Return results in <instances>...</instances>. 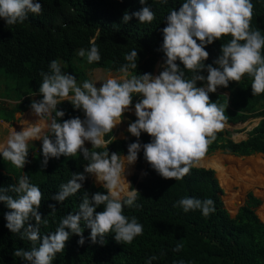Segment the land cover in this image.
Listing matches in <instances>:
<instances>
[{
    "label": "clouds",
    "instance_id": "9594fccd",
    "mask_svg": "<svg viewBox=\"0 0 264 264\" xmlns=\"http://www.w3.org/2000/svg\"><path fill=\"white\" fill-rule=\"evenodd\" d=\"M139 2L144 6L130 14L125 11L123 23L132 17L141 23H151L155 19V12L146 0ZM167 2L161 0V3ZM253 8L251 0H184L178 10L172 9L165 18L161 45L165 59H162V70L156 75L145 72L128 77L129 69L137 68V49L124 57L128 63L121 65L119 71L125 76L108 78L99 87L89 80L78 85L76 77L62 72L56 60L49 62L50 71L40 73L42 83L38 91L42 99L33 100L30 107L38 117L51 116L55 112L50 124L55 140L48 135L41 137L43 128L38 123L27 124L19 132L12 130L6 144L0 145V155L23 169L29 162L26 158L30 140L42 141V167L47 166L49 157L82 154L89 161L84 172L72 173V178L61 184L60 191L51 198L61 203L76 194L82 188L80 181L85 180L84 173L102 181L107 192L97 191L89 197L85 191L79 210L68 212L54 232L41 235L40 226L48 221L38 211L43 198L40 187L30 183L26 173L19 177L18 184L0 186V202L9 209L4 213L5 226L11 233H18L21 239L33 243L30 250L16 249L14 256L28 264H53L56 254L64 251L71 234L79 236V245L84 244L82 220L91 230L89 238L93 243L100 237L99 242L103 244L104 236L110 232L119 243H131L143 234V225L137 217L124 215L125 205L132 207L140 195L128 182L131 190L127 191L125 199L121 198L120 181L126 165L134 164L142 149L144 159L162 178L182 179L205 157L227 121V105L211 101L209 93L216 92L218 86L228 87L230 81L239 83L245 74L252 77V95L264 93V35L260 29L251 28ZM42 10V4L34 0H0V18L7 25L23 23L29 13L39 15ZM225 35H230L231 40L221 44L220 55L212 64H205L209 57L205 46ZM78 55H86L89 64L101 60L95 41L88 50L81 48ZM177 60L183 64V69L193 73L191 78H185ZM202 71H206L207 76L201 74ZM198 81L203 84L197 86ZM70 93L73 108L82 110L84 118L75 116L58 122L57 118L63 117L65 112L57 110V105L68 100ZM133 93L142 98L134 104L136 119L128 124L127 130L137 140L127 145V154L122 160L117 152L109 153L107 145L112 141H105L104 136L122 122L125 112L131 110ZM141 132L151 137L150 142H140ZM86 141L92 148L104 151H90L85 147ZM100 205L104 206L103 210L96 211ZM173 206L181 207L184 212L198 209L205 217L215 211L210 198L184 197ZM48 207L55 212V205ZM37 242L38 247L35 246ZM182 248V244H177L173 251ZM156 259L151 256L147 264ZM177 264H184V261Z\"/></svg>",
    "mask_w": 264,
    "mask_h": 264
},
{
    "label": "trees",
    "instance_id": "16d2710c",
    "mask_svg": "<svg viewBox=\"0 0 264 264\" xmlns=\"http://www.w3.org/2000/svg\"><path fill=\"white\" fill-rule=\"evenodd\" d=\"M34 2L42 4V13H29L23 23L7 25L0 18V70L15 81L14 95L11 97L15 103L12 108L3 111V118L0 117L5 121L14 120L16 112L25 110L27 96L36 94L38 101L42 99L38 91L42 83L40 73L50 71V61L70 65L76 58V50H88L92 41L99 48L101 60L88 63L89 67H104L120 72L121 65L128 63L125 55L137 49V68L129 69L130 76L145 72L153 74L157 61L165 59L161 49L165 18L172 9L178 10L184 0H168L166 4L161 0H146V4L155 12V19L151 23H141L132 17L126 24L122 22L124 12L130 14L142 8L144 5L139 0ZM251 3L254 5L251 28L260 29L261 35H264V0H251ZM231 38L225 35L206 45L209 57L204 63L212 64L220 55L221 44ZM177 63L185 72V78H191L193 73L183 69L179 60ZM81 74L85 79V73ZM201 74L207 76L206 71ZM251 83L252 77L245 74L239 83L230 81L228 87L218 86L216 92L209 93L211 101L227 105L225 115L229 126L216 134V140L209 146L206 155L215 151L238 156L264 154V93L252 95ZM202 84L197 82V86ZM141 98L140 94L133 93L132 104ZM57 110L65 112L63 117L57 118L58 122L75 116L82 119L84 114L82 110L73 108L71 97L58 104ZM52 116H55L54 111L51 116L48 115L49 129L44 135L54 141L55 136L50 129ZM258 117L261 119L248 132L247 138L240 141L232 138L233 132L240 131L238 127ZM135 119V115L130 117L131 122ZM113 137L114 130L104 136L105 141H112L107 145V150L109 153L117 152L120 157L127 154V145L137 140L135 136L122 139ZM139 140L147 143L151 137L141 132ZM85 147L90 151H104L103 148ZM41 149L42 142L28 146L26 159L29 162L23 169L15 167L0 155V186L18 184L19 177L26 173L30 183L40 187L43 198L38 211L48 221L40 226L41 235H44L54 232L68 212L79 210L85 191L91 197L97 191L106 193L107 189L103 185H95L92 174L84 173L85 180L80 181L82 188L63 202H56L51 197L60 191V185L67 183L72 173H83L89 161L79 153L76 156L61 155L59 158L49 157L47 166L42 167L44 157ZM136 169L143 170V177L138 179V175L134 174L130 177V184L140 195L132 207L125 205L124 215L137 217L143 225V234L136 236L131 243H119L114 239V233L110 232L104 236L103 244L99 242L100 237L93 243L89 238L91 230L82 220L84 244L79 245V236L71 234L64 251L56 254L53 264H147L151 256L157 257L151 264H177L178 261H184V264H264V222L256 213L261 201L252 192L246 194L243 205L232 216L224 206V190L212 168L193 165L189 174L182 179H165L144 159L141 149ZM127 191L123 185L121 192ZM184 197L210 198L214 201L215 211L205 217L198 209L184 212L181 207L173 206ZM49 204L55 205V212L48 207ZM103 207L98 206L96 211H102ZM7 211L6 205L0 202V264H28L14 256V251L18 248L30 250L33 243L21 239L18 233H11L5 226L4 213ZM177 244H182L183 248L173 251ZM38 245L39 242L35 246Z\"/></svg>",
    "mask_w": 264,
    "mask_h": 264
},
{
    "label": "rangeland",
    "instance_id": "374dc122",
    "mask_svg": "<svg viewBox=\"0 0 264 264\" xmlns=\"http://www.w3.org/2000/svg\"><path fill=\"white\" fill-rule=\"evenodd\" d=\"M80 49L76 50V58L73 60L72 64L65 65L61 61H59L60 66L63 69V72H67L76 77L77 84L81 85L82 82L88 78L89 81L95 83V86L99 87L102 82L108 79V75L110 73H117L115 71H110L106 68H91L88 66L87 56L81 57L78 55ZM164 60L159 59L156 64V70L158 72L162 70ZM82 72H85L87 77L82 76ZM15 85V81L12 77L4 73L0 70V117L3 118V111L10 109L13 107L15 102L10 100L13 97V87ZM33 96V95H32ZM31 95L27 96V106L24 111L17 112L16 118L12 120L10 123H6L1 121L0 119V145L6 144V141L14 129L19 132L25 127L27 124H35L38 123L43 128L41 133V137L47 132V125L49 124L48 115L39 117L34 115L30 107L31 100H33ZM31 111V112H28ZM28 112V113H27ZM26 113V114H25ZM25 114V115H24ZM36 117V118H34ZM34 118V119H33ZM32 119L34 120L33 122ZM258 120V118H256ZM256 119L251 120L246 129L240 132H233V136L235 139H241L247 135L249 129L257 122ZM36 120V121H35ZM41 120L45 124V128L41 122ZM29 123H26V122ZM7 124H9V128H7ZM35 142L41 143V140H30L28 141V146L30 144H35ZM89 143L87 146H90ZM125 157H121L123 160ZM205 160L209 159L215 161L224 171V176L219 178L218 180L220 185H227L230 189V196H226L225 193L222 195V199L224 201L225 208L229 211V213L233 216L235 215L237 208L243 203L246 194L250 191L255 194L257 197H261L264 199V156L263 155H251V156H232L228 154H224L220 151L213 153V156H205ZM200 166H205L203 164V160L201 159L199 162L195 163ZM133 167V170H132ZM207 167V166H206ZM132 171V172H131ZM134 174L138 175V179L142 178L143 170L136 169V162L131 165H126L125 167V178L122 174L120 181V190L124 185L126 189L131 190L128 182H130V177ZM91 179L95 185H103V182H97L94 178V175H91ZM228 180V181H227ZM223 181V182H221ZM126 195V193L121 192V197ZM258 215L263 219L264 217V204L257 208Z\"/></svg>",
    "mask_w": 264,
    "mask_h": 264
},
{
    "label": "crops",
    "instance_id": "0c3cea01",
    "mask_svg": "<svg viewBox=\"0 0 264 264\" xmlns=\"http://www.w3.org/2000/svg\"><path fill=\"white\" fill-rule=\"evenodd\" d=\"M94 68H98V67H94ZM100 68H104V67H100ZM107 69V68H106ZM159 69V68H158ZM158 69L156 70V67H155V69H154V72H153V75H156V74H158L159 72H158ZM110 70V69H109ZM110 71H113V70H110ZM116 72V71H115ZM85 73V72H84ZM125 76V74L124 73H121V72H117V73H115V74H113V73H110L109 75H108V78H112V77H114V78H117V79H121V78H123ZM87 77V76H86ZM128 77L130 78V71H129V73H128ZM36 94H33V96L32 97H34ZM72 95H69V98L71 97ZM33 100H37L38 101V97H37V95L34 97V98H32ZM32 100V101H33ZM10 101H12V102H15L14 100H10ZM135 104V103H134ZM134 104H132L130 107H131V110L130 111H128V112H125L124 113V115H123V119H122V122H120L113 130H114V138H119V139H122V138H126V137H131V136H133V135H131V133H129L128 132V124L131 122V120H130V117L132 116V115H135L134 114ZM28 112H31V111H28ZM27 112V113H28ZM33 112V111H32ZM17 113V112H16ZM16 113H15V118H16ZM26 114V113H25ZM24 114V115H25ZM35 115V114H34ZM34 118H36V117H34ZM33 118V119H34ZM39 118V117H38ZM84 118V114H82V119ZM32 119V121L31 122H33L34 120ZM40 119V118H39ZM254 119H256V118H254ZM261 118L260 117H258V120H257V122L249 129V131L254 127V126H256L257 124H258V122H259V120H260ZM49 120V119H48ZM253 120V119H252ZM1 121H3V122H6V123H10L11 121H5V120H1ZM36 121V120H35ZM251 121V120H250ZM250 121H248L246 124H244L243 126H241V127H238L237 129L238 130H240V131H243V130H245L246 129V126H247V124L250 122ZM41 122H42V124H43V121L41 120ZM26 123H29L28 121L26 122ZM229 125L226 123L225 124V127H228ZM47 131H48V129H49V124L47 125ZM7 128H9V124H7ZM240 131H237V132H240ZM248 131V132H249ZM248 132H247V135L246 136H244L243 138H241V139H235L234 138V136L232 135V138L235 140V141H237V140H242V139H245V138H247V136H248ZM90 142H88V141H86L85 142V146H87L88 144H89ZM91 146V145H90ZM215 152H218V151H215ZM215 152H213V153H215ZM221 152V151H220ZM213 153H210V154H207V155H205V156H213ZM223 153V152H222ZM224 154H226V153H224ZM263 155L264 156V154L263 153H254V154H251V155ZM228 155H232V156H238V155H233V154H228ZM251 155H247V156H251ZM122 157H124V156H122ZM240 157H245V156H240ZM194 166H199V165H195L194 164ZM210 168V167H209ZM213 169V168H212ZM216 174V173H215ZM143 177V176H142ZM141 179V178H140ZM224 190V189H223ZM250 192V191H249ZM253 193V192H252ZM254 194V193H253ZM255 195V194H254ZM257 197V196H256ZM245 198H246V196H245ZM259 198V197H258ZM260 199V205H258L257 206V208L259 207V206H262L263 204H264V199L263 198H259ZM244 201H245V199L243 200V203H244ZM243 203L241 204V205H243ZM240 205V206H241ZM239 206V207H240ZM238 207V208H239ZM238 208H237V210H238ZM257 208H256V213H257ZM237 212V211H236ZM258 214V213H257ZM259 216V218L261 219V221H263L264 222V220L261 218V216L260 215H258Z\"/></svg>",
    "mask_w": 264,
    "mask_h": 264
},
{
    "label": "bare ground",
    "instance_id": "6f19581e",
    "mask_svg": "<svg viewBox=\"0 0 264 264\" xmlns=\"http://www.w3.org/2000/svg\"><path fill=\"white\" fill-rule=\"evenodd\" d=\"M257 120V119H256ZM45 128V127H44ZM203 160V164L205 165V167H210V168H213L215 170V173H216V176L217 178L219 179L220 177L222 178L224 176V171L223 169L220 167L219 164H217L215 161H212V160H209V159H206L205 158H202ZM220 181V180H219ZM228 181V180H227ZM223 182V181H221ZM222 188L224 189V193L226 196H230V189L227 185H221Z\"/></svg>",
    "mask_w": 264,
    "mask_h": 264
},
{
    "label": "water",
    "instance_id": "95a60500",
    "mask_svg": "<svg viewBox=\"0 0 264 264\" xmlns=\"http://www.w3.org/2000/svg\"><path fill=\"white\" fill-rule=\"evenodd\" d=\"M237 141H240V140H237ZM124 196H126V195H124ZM124 196H122V197H124ZM122 197H121V198H122Z\"/></svg>",
    "mask_w": 264,
    "mask_h": 264
}]
</instances>
